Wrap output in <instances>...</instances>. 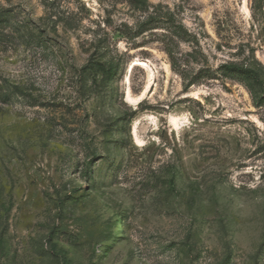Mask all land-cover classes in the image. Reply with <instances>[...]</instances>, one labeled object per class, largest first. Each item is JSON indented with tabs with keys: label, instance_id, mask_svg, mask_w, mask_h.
<instances>
[{
	"label": "rangeland",
	"instance_id": "374dc122",
	"mask_svg": "<svg viewBox=\"0 0 264 264\" xmlns=\"http://www.w3.org/2000/svg\"><path fill=\"white\" fill-rule=\"evenodd\" d=\"M147 1L0 0V264H264V0Z\"/></svg>",
	"mask_w": 264,
	"mask_h": 264
},
{
	"label": "trees",
	"instance_id": "16d2710c",
	"mask_svg": "<svg viewBox=\"0 0 264 264\" xmlns=\"http://www.w3.org/2000/svg\"><path fill=\"white\" fill-rule=\"evenodd\" d=\"M130 7H133L135 10L139 11H148L150 9V5L148 4L147 0H125ZM156 13L150 14L147 18V20L142 25V28L145 26H148L152 23H155L156 20H161L165 24H168L171 29L168 28L169 32L168 34L171 37H175L178 40H185L187 33L184 31L181 25H177L172 15L169 13L164 18H156ZM166 54L170 60V64L172 68L175 67V58L174 54L169 47H166ZM100 67L98 65V62L90 61L87 66L83 68V71L87 74H95V70H97ZM107 74L106 78L108 82H110L113 79L115 68L113 66L108 67V69H102ZM221 72L223 73L224 77H230L234 78L235 80L239 81L240 83H243L244 86L247 88L251 98L252 102L257 107L264 106V79H262L261 72L254 67H248V66H239L236 64H225L220 67ZM195 82V81H193ZM195 83H191V81L186 85V88H189L191 85H194Z\"/></svg>",
	"mask_w": 264,
	"mask_h": 264
},
{
	"label": "bare ground",
	"instance_id": "6f19581e",
	"mask_svg": "<svg viewBox=\"0 0 264 264\" xmlns=\"http://www.w3.org/2000/svg\"><path fill=\"white\" fill-rule=\"evenodd\" d=\"M128 100H129V101H132V100L130 99V96H129V95H128Z\"/></svg>",
	"mask_w": 264,
	"mask_h": 264
}]
</instances>
